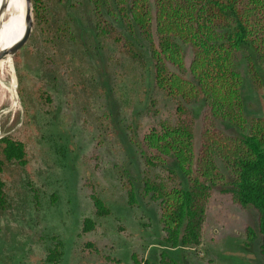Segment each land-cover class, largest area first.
I'll use <instances>...</instances> for the list:
<instances>
[{"label": "trees", "instance_id": "trees-1", "mask_svg": "<svg viewBox=\"0 0 264 264\" xmlns=\"http://www.w3.org/2000/svg\"><path fill=\"white\" fill-rule=\"evenodd\" d=\"M33 1L36 19L47 24L49 20L39 12L41 0ZM41 28L42 33H84L89 58L96 61L97 56L103 57L113 68L111 90L119 89L125 116L123 133L136 157L140 193L157 209L161 232L157 264H180L172 249L200 246L211 201L223 195L237 207L255 213L256 227L247 225L242 235L248 246L258 241L257 251L264 260V116L247 117L241 96L243 72L253 89L264 88V0H70L53 30ZM67 54L66 61L82 64L73 52ZM41 56L43 81L33 91L44 114L41 125L48 129L54 98L51 85L57 82L50 72L56 76L58 68L47 50ZM75 71L76 67L65 74L66 105L75 110L73 86L86 90L91 86V95L78 113L81 123L88 122L89 128L95 122L91 139L97 140L93 148H98L105 138H118L105 103L106 91L94 69L90 68L88 83L78 75L79 84L73 83ZM197 104L201 110L196 140L192 106ZM221 122L240 133L223 130L218 125ZM47 129V137H53ZM28 139L22 141L15 135L0 139V208L7 203L5 162L21 171L36 210L41 196L50 204L58 200L55 191L47 192L56 173L50 180L40 179L29 158ZM54 142L58 148L51 155L52 164L61 165L64 145L56 138ZM84 156L86 153L82 161L91 167L90 158ZM91 157L100 160L96 153ZM119 166L125 167L122 161ZM95 167L98 170L99 164ZM112 168L128 206L137 208L132 169L125 167L120 172ZM88 187L92 216L109 215L110 209L95 187ZM92 216L82 218L77 241L97 230ZM42 238L44 264H58L64 252L60 236ZM79 249L88 255L100 253L91 240ZM130 261L147 262L136 251Z\"/></svg>", "mask_w": 264, "mask_h": 264}, {"label": "rangeland", "instance_id": "rangeland-1", "mask_svg": "<svg viewBox=\"0 0 264 264\" xmlns=\"http://www.w3.org/2000/svg\"><path fill=\"white\" fill-rule=\"evenodd\" d=\"M41 2L39 12L49 20L48 23L38 22L35 17L34 1L31 0L30 37H27L25 43L12 57L11 71L4 79H0V139L8 135H15L22 141L29 138L31 152L29 158L34 169L39 171L40 179L50 180L56 173L53 182L42 189L47 187V192L55 191L58 200L50 204L48 199L41 196L40 209L36 210L30 202V192L23 182L21 171L14 164L5 162L4 173L8 177H5L7 203L0 208V264H44L42 260L44 243L41 240L42 236L47 237L50 234H58L64 244L63 256L58 264H131L130 255L133 251L147 261L142 264H157V252L161 247L157 209L153 202H149L140 193L141 178L136 157L123 133L125 116L117 93L119 89L112 91L111 88L113 68L110 69L103 57L97 56V62L89 58L84 33L40 32L39 26L49 32L55 28L70 0ZM43 50L51 54L58 68V71L55 70L56 76L53 75L54 71L50 72L52 77H56L57 82L51 85L54 98L52 125L48 129L41 125L44 114L37 105L38 100L33 91L34 86L43 81L41 80L42 68H45L41 56ZM71 52L82 61V64L77 65V62L70 63L65 60L66 54ZM188 61L189 56L186 58L187 63ZM74 66L77 71L73 76V83H78V75L81 81L88 83L91 68L97 72L98 80L106 91L105 103L111 110L112 125L118 138L107 141V138L104 140L102 137L104 144L98 148H93L96 139H91L95 122L93 127L91 122L92 129L89 128L88 122L81 123L82 116L78 113L79 108L84 107L86 99L91 95V86L87 90L73 86L76 111L67 108L66 105L65 95L68 93V87L64 85V78L67 71L75 69ZM241 71L243 72L242 69ZM150 81V64L147 61V87L150 86ZM241 96L243 111L247 117L264 116V88L253 89L244 72ZM200 110V104L192 106L196 117L194 129L196 140ZM90 115L91 113L89 117ZM218 125L229 133H240L225 122ZM46 129L53 132V137L49 135L47 137ZM54 138L64 145L61 165L52 164L51 155L58 148ZM85 153L84 158H90L91 167L87 166L88 162L84 164L82 161L81 156ZM93 153L98 154L100 160L92 158ZM121 161L125 167L132 169L130 178L135 184L139 204L137 208L128 206L125 191L112 170L114 166L115 170L122 172L125 167L119 166ZM95 163L99 164L98 170H94L96 167L92 168ZM91 184L109 207V215L101 218L92 216L88 187ZM208 211L200 246L177 247L171 250L180 264H264L257 251L258 241L248 246L242 235L247 225L256 227L255 213L251 209H241L232 204L228 196L223 195L211 201ZM84 216L95 218L98 227L96 231L84 235L77 241L76 232ZM87 240L97 245L99 254L88 255L79 249ZM78 242L80 244H77ZM107 255L117 261L109 260Z\"/></svg>", "mask_w": 264, "mask_h": 264}, {"label": "bare ground", "instance_id": "bare-ground-1", "mask_svg": "<svg viewBox=\"0 0 264 264\" xmlns=\"http://www.w3.org/2000/svg\"><path fill=\"white\" fill-rule=\"evenodd\" d=\"M30 24V6L27 0H0V79H4L12 68L8 49L16 42L20 47L25 43Z\"/></svg>", "mask_w": 264, "mask_h": 264}, {"label": "water", "instance_id": "water-1", "mask_svg": "<svg viewBox=\"0 0 264 264\" xmlns=\"http://www.w3.org/2000/svg\"><path fill=\"white\" fill-rule=\"evenodd\" d=\"M27 2L29 3L30 6V17H31V24L30 27L28 28V38L30 37L31 34V29H32V15H31V0H27ZM20 45L18 44V42L14 43L7 51V54L9 55L11 61H12V57L16 54V52L19 50Z\"/></svg>", "mask_w": 264, "mask_h": 264}]
</instances>
